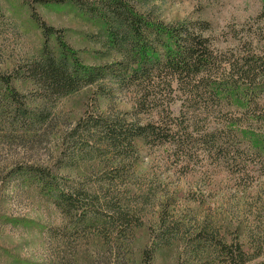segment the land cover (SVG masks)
Wrapping results in <instances>:
<instances>
[{
	"label": "trees",
	"instance_id": "1",
	"mask_svg": "<svg viewBox=\"0 0 264 264\" xmlns=\"http://www.w3.org/2000/svg\"><path fill=\"white\" fill-rule=\"evenodd\" d=\"M57 1L99 21L101 56L116 58L83 62L59 30L32 12L45 40L24 68L0 76V119L30 130L34 121H46L48 114L41 109L46 98L67 97L87 86L109 101L114 90L126 92L132 100L129 109L85 114L70 132V139L79 138L72 155L98 164L105 159L111 166L103 164V171L109 184H120L113 190L118 199L101 192L105 187L64 183L48 166L14 164L9 171L34 182L74 229L96 232L102 239L110 231L117 245L141 226L132 219L143 216L146 202L163 195L155 227L149 225L152 247L181 243L190 264H264V51L242 38L237 48H215L205 34L207 21H165L139 10L136 4L143 0ZM263 13L264 5L258 16ZM19 76L40 91L36 106L27 104L14 86ZM176 99L180 105L174 114L170 104ZM161 145L179 167L201 153L216 172L228 174L240 193L233 214L221 207L218 212L210 207L198 218L187 210L176 212L177 194L160 178V166L150 175L138 170L142 149ZM193 201L206 203L202 195ZM100 203L105 212L98 210Z\"/></svg>",
	"mask_w": 264,
	"mask_h": 264
},
{
	"label": "rangeland",
	"instance_id": "2",
	"mask_svg": "<svg viewBox=\"0 0 264 264\" xmlns=\"http://www.w3.org/2000/svg\"><path fill=\"white\" fill-rule=\"evenodd\" d=\"M45 1L0 0V76L24 68L38 55L45 36L32 18V12L42 23L59 30L83 62L105 63L116 58L115 54L101 56L104 46L99 21L82 15L70 3L50 0L52 2L46 4ZM263 5L264 0H143L142 4H136L139 10L149 11L165 21L186 18L207 21L209 27L205 34L209 35L215 48H237L240 46L238 38H242L252 40L253 46L262 52L264 13L258 15ZM53 39L50 38V43ZM104 84L106 88L113 86L108 81ZM14 86L25 95L27 104L36 106L40 92L37 87L35 89L23 76L14 81ZM113 92L114 99L110 101L96 94L95 86L84 87L59 99L46 98L41 108L48 114L46 121H34L30 130L0 119V264H145L148 255L152 257L148 264H190L181 243L152 247V226L159 197L163 199V195L154 197L151 203L146 202L143 216L137 213L132 219L141 222V226L117 245L110 231L102 239L96 232L74 229L52 199L34 182L23 181L22 177L9 171L14 164L48 166L62 177L64 183L86 184L95 189L105 187L101 192L118 199V193L113 190L120 184H109L103 171V164L105 168L111 166L105 159L103 164H98L97 160L72 155L79 138L70 139L77 118L85 114L98 116L103 111L113 114L115 108H130L132 100L126 92ZM179 105V99L170 104L174 114L178 113ZM167 155L164 145L142 149L138 170L150 175L160 166V178L177 194L176 212L183 210L186 213L187 210L192 215L197 214L198 218L210 207L217 212L221 207L224 212L230 208V214H233L240 193L229 181L228 174L216 172L201 153L183 167L173 164ZM58 164L61 165L57 168ZM200 195L206 202L202 205L193 201ZM137 199L140 202L142 198L138 195ZM97 208L100 212L106 210L102 203ZM73 229L75 232L71 234Z\"/></svg>",
	"mask_w": 264,
	"mask_h": 264
}]
</instances>
